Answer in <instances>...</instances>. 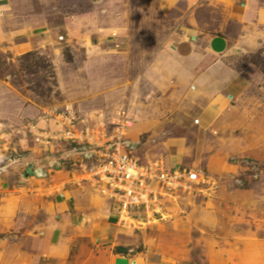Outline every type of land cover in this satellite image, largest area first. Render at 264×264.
Masks as SVG:
<instances>
[{
	"label": "rangeland",
	"instance_id": "1",
	"mask_svg": "<svg viewBox=\"0 0 264 264\" xmlns=\"http://www.w3.org/2000/svg\"><path fill=\"white\" fill-rule=\"evenodd\" d=\"M247 1L0 0V264L16 255L22 264H58L41 255L50 246L43 231H32L41 210L67 239L79 215L103 202L118 215L87 181L79 146L43 145L31 125L60 134L74 122L79 134L112 135L122 119L132 123L127 139L141 164L197 172L199 182L162 195L142 228L117 219L122 237L95 240L96 251L109 258L122 248L133 264H264V19L244 16ZM213 37L229 49L210 54ZM182 41L198 47L193 75L175 53ZM29 52L52 63L51 93L41 95L53 87L44 72L21 71ZM210 65L212 80L201 86L194 79ZM209 102L216 119L206 127L200 115Z\"/></svg>",
	"mask_w": 264,
	"mask_h": 264
},
{
	"label": "built area",
	"instance_id": "2",
	"mask_svg": "<svg viewBox=\"0 0 264 264\" xmlns=\"http://www.w3.org/2000/svg\"><path fill=\"white\" fill-rule=\"evenodd\" d=\"M131 125L127 119L120 120L112 135L104 128L88 129L79 134L74 122L60 134L44 132L33 125L31 130L43 145L67 141L79 146L75 148V153L89 161L85 168L90 172L86 179L91 188L101 197L114 202L120 225L139 229L153 223L162 195L190 189L192 184L199 182V174L180 167H167L163 162L141 164L133 156L127 139ZM11 140L13 138L9 134L3 135L2 145L8 147L12 144Z\"/></svg>",
	"mask_w": 264,
	"mask_h": 264
},
{
	"label": "crops",
	"instance_id": "3",
	"mask_svg": "<svg viewBox=\"0 0 264 264\" xmlns=\"http://www.w3.org/2000/svg\"><path fill=\"white\" fill-rule=\"evenodd\" d=\"M254 0H248L245 3V13L244 16H250V15H256L259 19H264V8L261 7H255L254 6ZM245 19V18H244ZM229 40L221 38V37H213L208 42V50L210 54L213 55H220L219 52H221L225 47L227 46V50L229 49ZM181 45H178L176 47L175 53L177 57H179L182 60H185L186 62V69L189 71L190 74H195V72L200 68V65L202 62H193L192 60L196 57V45L191 44L186 41H182L180 43ZM200 56V55H199ZM201 59V60H200ZM200 61L203 60V58H199ZM213 68V67H212ZM211 68V65L202 73H198L199 76L194 79L197 81L199 85H204L205 83L210 82L211 79V73L213 72ZM211 75V76H210ZM223 77H227V75H223ZM211 80H210V79ZM234 80H231V83ZM231 83L227 86L231 89L234 88V85ZM234 95H231L233 97ZM226 100V99H224ZM226 103V102H225ZM215 105V104H214ZM213 104L211 102L208 103L207 107L202 111L200 115V119L202 124H204L206 127L212 126V124L215 122L216 116L210 113L212 109H214ZM225 106L224 102L221 101L219 104V107L217 109L219 112L222 111L223 107ZM226 108V107H225ZM220 114V113H219ZM218 114V115H219ZM19 191H23V189L17 190L16 198L18 201V198H21V195H19ZM18 194V195H17ZM78 199V198H75ZM82 200L79 199L78 203L77 200L75 202V209L79 208L82 211V208H85L83 204H80ZM87 200H85L86 202ZM59 204H55V206H58ZM103 205L108 206L107 203H102L101 208L96 209V212L92 213L91 215H88L87 213H84L80 216V222H74L72 223V232L74 236L72 238H64L62 237V233H60V236L57 235V231L60 232L58 228H54L53 225L49 222L50 215L45 212L44 210H41L40 218H38L35 221L34 227L32 231L35 233L36 230H40L44 233L43 241H48L50 244L49 249L45 252L42 251V256L45 257L44 259L48 260H57L58 264H133V260L127 259L124 257V255H120L119 253L111 252V260H108L109 258L105 256V254H101L102 252L96 251V248H94V241L106 238L110 241L113 238L120 239L122 236L119 234L121 231L117 225V219L118 215L115 210H110L108 208H104ZM60 207H64L62 203L59 205ZM19 203L16 202L15 206L10 209L12 214V221L19 220ZM37 211H40V207L34 209L31 208V213H37ZM83 212V211H82ZM16 216V217H15ZM48 223V224H47ZM56 225V224H54ZM61 227V223L58 225ZM36 234V235H35ZM34 236L37 237V233H35ZM96 238V239H95ZM77 240V243L75 242ZM113 244L114 240H113ZM19 255H16L17 260L13 261L12 264H22V261L19 260ZM104 257L107 258L108 261H104ZM35 263V262H34Z\"/></svg>",
	"mask_w": 264,
	"mask_h": 264
},
{
	"label": "trees",
	"instance_id": "4",
	"mask_svg": "<svg viewBox=\"0 0 264 264\" xmlns=\"http://www.w3.org/2000/svg\"><path fill=\"white\" fill-rule=\"evenodd\" d=\"M20 69L28 76L44 72L45 75L49 77V79H52L53 87H49L47 91H42L41 95L51 93L53 89L57 87L56 75L52 63L47 58L37 55V53L29 52L22 55L20 58ZM46 76H44L42 82L47 83ZM42 82H38L37 88H43L44 83L42 84ZM121 252H125L124 249L120 248L118 253Z\"/></svg>",
	"mask_w": 264,
	"mask_h": 264
}]
</instances>
